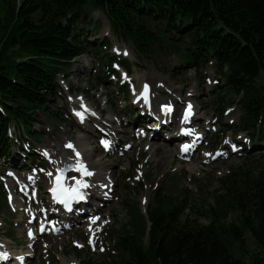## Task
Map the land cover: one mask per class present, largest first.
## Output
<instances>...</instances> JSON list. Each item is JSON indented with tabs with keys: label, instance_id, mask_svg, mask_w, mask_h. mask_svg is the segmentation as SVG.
Here are the masks:
<instances>
[{
	"label": "rangeland",
	"instance_id": "374dc122",
	"mask_svg": "<svg viewBox=\"0 0 264 264\" xmlns=\"http://www.w3.org/2000/svg\"><path fill=\"white\" fill-rule=\"evenodd\" d=\"M87 9L91 11L92 18L86 23L90 28V38L108 39L110 54L116 62L102 65L91 49L73 59L72 64L61 66V73L57 76L58 91L46 103L48 111L43 109L33 113L35 139L28 138L23 144L16 145L9 159H0V241L13 251L22 250L27 244L24 235L27 215L22 207L16 208L13 202L10 204L8 201V181L16 185L17 176L26 180L27 175L35 174L30 186L32 190L36 187L39 190L35 208L39 210L50 203L46 186L52 164L43 160L44 148L56 152L58 144L64 146L65 140H76L78 135H85L91 146L96 148V155L110 162L104 173L112 180V193L105 206L99 207L101 218L93 224L91 233L86 229L89 215L83 214L71 226L34 239L31 246L33 254L25 259V264H62L63 261L102 264L108 253L117 254L113 246L118 234L133 232L146 242L148 222L145 212L157 188L161 187L165 194L176 198L188 197L190 207L186 211L195 213L214 206L211 197L226 192L224 180L232 181L238 176L244 178L264 171V149L253 148L249 135L239 129L242 112L232 106L234 94L227 91L221 93V100L217 98L222 87H217L219 77L212 65L199 71L181 68L178 73L173 72V67L183 58V46L160 33L159 43L148 48L147 54L140 55L131 43L112 33L109 22L100 11L92 7ZM2 17L3 10L0 11V24L3 23ZM149 25L155 33L162 28L158 22H149ZM123 60L130 63L128 73L121 63ZM117 79H121L119 84L122 86H128L125 100L118 90ZM144 82L152 86L149 106L157 118L163 115L169 117L168 121L175 117L182 120L186 105H194L191 111L195 117L191 125L203 132L198 148L194 146L192 152L182 155L180 148H176L182 138L173 140L175 133L172 134L175 135L173 141L163 145L164 135L154 134L150 112L140 113L143 100L139 98V88ZM133 93H136L138 103H133ZM164 102L175 107L173 114L166 115L160 111V104ZM82 106L94 119H75V108ZM142 120L146 128L139 126ZM168 121L164 124L168 125L161 128L162 134L179 128H174L175 123ZM105 131L113 134L115 144L104 145ZM152 145L155 146L150 150ZM29 153L35 154L32 161L28 160ZM13 162H16L14 166ZM17 164L30 169L22 172L20 167H15ZM101 181L103 178L97 180L98 185ZM15 191V196H22L18 189ZM99 202L95 201V204ZM238 214V211L230 209L227 221L235 222ZM201 220L205 219L202 217ZM245 237L243 249L236 242L234 249L242 257L249 258L259 248L250 234ZM12 261L10 258L9 263Z\"/></svg>",
	"mask_w": 264,
	"mask_h": 264
},
{
	"label": "trees",
	"instance_id": "16d2710c",
	"mask_svg": "<svg viewBox=\"0 0 264 264\" xmlns=\"http://www.w3.org/2000/svg\"><path fill=\"white\" fill-rule=\"evenodd\" d=\"M87 7L100 11L112 33L140 55L159 43L160 33L183 46L173 72L212 65L222 87L217 98L234 94L232 106L242 112L239 129L253 148L264 149V0H0V159L34 138L33 113L55 97L61 66L91 49L102 65L116 62L108 39L90 38ZM149 22L162 28L155 33ZM121 63L129 72L130 63ZM118 90L126 98L127 87L119 84ZM223 183L226 192L211 197L214 206L195 213L186 211L188 197L157 188L146 210V242L133 232L118 234L117 254L101 263L264 264V171ZM230 209L239 212L235 222L227 221ZM247 233L259 250L244 258L234 242L243 249Z\"/></svg>",
	"mask_w": 264,
	"mask_h": 264
},
{
	"label": "bare ground",
	"instance_id": "6f19581e",
	"mask_svg": "<svg viewBox=\"0 0 264 264\" xmlns=\"http://www.w3.org/2000/svg\"><path fill=\"white\" fill-rule=\"evenodd\" d=\"M170 90V89H169ZM172 90V89H171ZM174 91V89H173ZM76 106V105H75ZM187 109H192L194 108V105L192 104H188L186 105ZM175 109V107H173V110ZM75 111H80L82 113V117L84 118H89V119H94V117L91 115V113L89 112V110H87V108H85L84 106L80 107V108H75ZM150 112V115L153 117L154 113L150 111V107H145V106H141L140 108V113L141 115H144L146 113ZM158 114V112H155ZM173 114V113H172ZM95 115V114H94ZM91 116V117H90ZM192 118H194L192 116ZM93 124H94V120ZM168 121V118L165 117V119H163V115H161L160 118H157V121H153V132L154 134H156L157 136H162V139H164V144H168V142H171L173 140H175L178 137H183L181 140V144L176 146V148H180L184 143H189V142H194V145H197V148L199 147L200 144H196L197 139H194L190 133L194 132V133H200L203 134L202 129H197L195 128V126H191L188 122V124L181 122V118H171L170 121L168 122H174L175 126L174 128L177 127H181L183 125L184 127V131H183V135H179L178 129L177 131H173L171 130L170 135L168 134H162L161 133V128L162 127H166L167 125H164L165 122ZM167 122V123H168ZM85 123V122H82ZM87 125V124H86ZM83 126V125H82ZM181 130V128H180ZM140 131V129H139ZM175 133L176 136L175 138L172 140V137H174L172 134ZM110 138V139H109ZM104 141H107V144L104 143V145L106 146H111L113 144H115L116 140L115 137L113 136V134L110 131H105V137L103 138ZM199 139V138H198ZM71 145V146H70ZM69 148H67V147ZM155 146V145H154ZM154 146L152 145V148L150 146V150H152L154 148ZM46 149V148H44ZM43 149V150H44ZM55 149V148H54ZM45 151H48L50 153L49 155V160H52V167L50 168L49 172H48V177H47V189L50 188L51 186V182H52V178L53 176L56 174V171H58L62 164L69 161V160H75L79 163L80 167L78 170V174L80 176H82L85 179V183L88 186V198H87V202H81L80 204H78V210L74 213L71 214V218H64V222L63 223H72V222H76L77 220H79V216L86 211L85 208L90 207V210H92L93 212L90 214V226H86V229H91L92 224L95 223L99 218H101V211L98 206H96L95 201H101L98 204H102L101 207L105 206V204L108 201V198L111 197V187L113 186L112 180L105 177V173L104 171L107 170V168L110 165V162L100 156L96 155V148L92 147L90 142L88 141V138L85 135H78L76 140H65L64 146L63 145H59L58 144V149L56 152H54V150H50L49 148L46 149ZM31 153H29L30 155ZM14 164H16V162H13V166ZM18 166V164H17ZM20 167V166H18ZM91 173V175H88L87 173ZM74 177V175H72ZM32 178V177H31ZM99 178H103V181H101V183L98 185L97 180ZM18 182H17V187L16 185L14 186L11 182L8 181V186H9V191H10V203L14 205H16V208L22 207L23 210H33L35 209V199L37 197V190L36 192L31 190L29 188V184L26 182V180L21 179L20 177L18 178L17 176ZM16 188H20L23 192L27 193V196H31L34 200L32 202H23V200L18 197L15 196L16 195ZM93 194L95 196H93ZM97 204V205H98ZM61 213H63L62 211H60ZM100 215V216H99ZM28 217V216H27ZM69 220V221H68ZM27 223H29V221H27ZM42 222H39V225L34 226L32 228V234L33 237L37 240L36 234L38 233V227L41 226ZM62 223V224H63ZM32 240L27 239V244L25 246V248H23L22 250H11V248L4 244L1 243L2 246V250L5 251L6 253H8L9 255H11L13 257L12 260H14L13 263L15 264H25L26 260L28 258V256L30 254H33V250L31 248V246L33 245ZM3 244L5 246H3ZM15 256V257H14ZM24 259V260H23ZM22 260V261H21ZM3 264H8V261L3 262ZM62 264H69L66 263L65 261L62 262Z\"/></svg>",
	"mask_w": 264,
	"mask_h": 264
},
{
	"label": "snow or ice",
	"instance_id": "6c2138e0",
	"mask_svg": "<svg viewBox=\"0 0 264 264\" xmlns=\"http://www.w3.org/2000/svg\"><path fill=\"white\" fill-rule=\"evenodd\" d=\"M165 107L167 108V106H165ZM104 143H105V144H107V141H105ZM70 146H71V145H70ZM184 147L187 149V147H188V146H187V145H185ZM87 174H88V175H91V173H90V172H89V173H87Z\"/></svg>",
	"mask_w": 264,
	"mask_h": 264
}]
</instances>
